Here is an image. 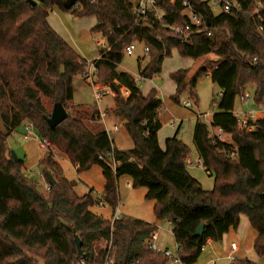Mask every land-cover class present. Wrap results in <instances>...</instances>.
Segmentation results:
<instances>
[{
  "label": "trees",
  "instance_id": "16d2710c",
  "mask_svg": "<svg viewBox=\"0 0 264 264\" xmlns=\"http://www.w3.org/2000/svg\"><path fill=\"white\" fill-rule=\"evenodd\" d=\"M36 1L33 5L28 0H0V264H103L110 240L116 247L114 264H169V257L147 244L158 230L157 222L164 220L172 226L181 262L195 264L202 247L221 242L238 228L241 216L256 231L253 247L264 258V119L255 123L254 130H247L234 114L243 88L255 87L256 105L264 101V34L254 19L244 13L216 14L203 0H163L167 22L186 19L183 2L187 1L206 23V30L185 43L158 20L138 22L131 0H78L69 8L65 0ZM255 1L264 4V0H236L244 12H250ZM54 8L75 17L96 18L92 31L106 39L109 49L99 48L101 58L93 60L98 69L95 83L109 85L117 94L114 112L124 122L131 148L117 149L102 126L83 121L86 109L74 105L73 79L83 75L87 61L51 26L48 18ZM132 42L149 48L146 64L139 60L143 79L159 74L173 49L195 59L217 56V62L199 66L190 78L189 69L170 74L176 84L171 96L175 102L185 91L196 95L194 89L203 75H209L221 90L211 126L221 128L230 140L212 138L201 119L194 127L195 148L214 177L212 189H204L188 172L191 149L182 139L174 135L165 140V149L160 147L163 102L158 92L151 89L144 95L136 79L119 70L125 48ZM254 55L260 58L256 63ZM122 87L130 91L127 98L121 95ZM45 100L52 109L60 102L68 112L55 127L46 120L52 110ZM98 116L94 111L90 119L96 121ZM27 123L60 156L78 165V172L101 167L105 202L113 211L119 204L121 177H128L134 188H145V198L154 201L156 222L124 215L112 223L95 213L93 190L80 195L76 181L63 174L50 150L38 162L49 185L47 192L41 191L37 178L25 173L24 160L15 161L8 147L12 132ZM202 223L203 235L197 236ZM73 230L82 240V255ZM231 264L257 263L236 258Z\"/></svg>",
  "mask_w": 264,
  "mask_h": 264
},
{
  "label": "rangeland",
  "instance_id": "374dc122",
  "mask_svg": "<svg viewBox=\"0 0 264 264\" xmlns=\"http://www.w3.org/2000/svg\"><path fill=\"white\" fill-rule=\"evenodd\" d=\"M59 11L60 12L56 14L54 12H51L49 16L51 23H54V25L63 33L62 36H64L65 39L66 37L69 40L72 39V37L76 38V41L81 45L82 48H84L87 56L90 57L89 60L96 59L99 56L100 48L97 42L102 41L104 43L103 37L100 34L94 33L92 31V28L94 27L93 25L97 24L96 18L93 16L75 17L71 13L63 12L61 10ZM213 11L217 14L220 12V8L215 7ZM61 13L65 16L63 18L64 24L57 17V15ZM144 46V43L136 42V49L134 53L131 55H124L123 61L119 66V70L130 73L136 79L139 87L141 88V91H143L144 93H149V91L153 88L158 91V96L163 102L161 120L164 123L161 128L160 137H162V139L165 141V139L173 135L179 127L178 137L182 139L183 142L186 143L191 149V153L186 163L187 170L191 175L197 178L204 189L210 190L214 186V177L212 175L209 176V173H207L203 165L195 166L191 164L192 162H196L199 158L198 152L193 142L194 127L197 121V114H202L205 116H203L201 120L209 126L211 133H217V130L211 126V122L213 113L218 110L217 103L220 99L221 90L216 84L212 82L209 75H203L201 78H199L194 89L196 95L190 93V91H185L180 95L179 102H175L171 99V96L175 94L176 84L171 79L170 74L180 69H189L188 78H190L199 66L206 64L208 65L209 61H212L211 63L217 62V56L214 54H209L202 58L195 59L191 57H183L179 54L177 49H173L172 54L166 57L164 62L162 63L161 72L159 74L155 75L152 79L139 80V60L141 61L142 66H144L148 60V55L144 52ZM79 78L80 76H76L75 79V87H77V91L81 93V98H78L77 101L95 102L96 100H94V87L88 83H80ZM97 85L100 87L104 86L102 84ZM247 91L251 95H253L255 87L250 85L249 88H247ZM100 101V107L105 110L109 105L112 104L114 98L111 95H107L103 100ZM184 101H191L192 106L183 104ZM45 104L49 110H52L51 104L46 100ZM247 104L249 105L246 106L244 104H241L239 97H236L235 110L237 112V116L240 117L239 112L245 110L248 107H252L255 109L256 105L252 100H249ZM173 119L175 120V126L171 125V120ZM101 125L103 128H113L111 122H108L106 126H104V123L101 122ZM118 127V131L111 133L112 139L114 138L122 141L124 140V138H127V140H130L125 128L121 127V125H118ZM13 134L14 136L11 137L10 135L8 139V147L11 151H14L18 155V157L24 160V164L26 165L25 173L30 176L36 177L40 186V190L43 192H47V183L45 182L44 178H41L38 174L41 173V168L39 167L37 162V159L41 155V153L47 151V149L40 146L41 139L36 135L35 131L28 133V131L26 130V125L21 126L18 131ZM224 137L225 140H230V137L228 135H225ZM127 140H125V142L123 143H126ZM50 151L53 152L56 160H61L62 163L66 165V177H68L69 179L77 178L76 180L79 183V188H77L78 191L81 188L83 190H87V188H89V190H93V195L97 199V201L102 199L101 194L103 193V190L101 191V188L103 187L104 178L102 169L99 165H96L91 169L82 172L83 174L88 172V175L77 177L76 170L70 162L68 163L62 160L63 157L60 156L53 148H51ZM88 176L90 180H86ZM42 180L45 182V185ZM127 181H129V179L123 178L122 182L126 183ZM130 187L133 189L132 182H130ZM143 190H145V188H143ZM146 200L147 199L145 198H140L137 200H128V198H122L121 200H119V207H122L124 205L129 209L130 207L146 208V206L144 205ZM92 209L95 213L103 210V212L107 216H110L113 213V208H111L107 204H105L104 206H99L96 203ZM137 213V211H134L132 215H137ZM242 217L244 218V220H246L245 216ZM156 235L157 240L155 242L158 247L162 249L166 247L171 250L175 249L176 241L172 233V226L169 225L167 221H160ZM234 240L240 244L244 243L242 247L246 251L245 257H247L251 261L256 262L257 264H264V260L257 256L255 250L253 249V246L249 244V240H247V237L245 239L238 237L234 238ZM227 253L228 251L220 248L219 253L212 255V258H210L212 260H209V262L204 261L203 257L195 264H231V260H229Z\"/></svg>",
  "mask_w": 264,
  "mask_h": 264
},
{
  "label": "built area",
  "instance_id": "2783aa9c",
  "mask_svg": "<svg viewBox=\"0 0 264 264\" xmlns=\"http://www.w3.org/2000/svg\"><path fill=\"white\" fill-rule=\"evenodd\" d=\"M162 1L163 0H131L132 3V13L136 17L137 21L140 23H146L149 21V19H155L161 22V24L165 27H167L171 32H173L175 35L179 36L183 42L190 43L191 37L194 33L202 32L207 29L206 23L203 21V19L196 13H194L190 5L187 1H184L185 9L183 10V14H185L187 17L182 23H178L175 21L167 22L165 20V17L167 15V11H165L162 7ZM171 3L175 2L176 0H169ZM209 3V5L214 9L215 7L220 8V12H224L227 14L230 13H244L248 16H250L252 19H254L256 23L257 30L264 34V4L260 1H255L252 9L250 12H244L240 5L236 2V0H203ZM210 35V32H208ZM104 43L102 41H98L97 44L100 46V49L108 50L109 46L106 42V39L103 37ZM136 49V42H132L130 45H128L125 48V54L131 55L134 53ZM144 52L148 55L149 48L147 46H144ZM101 58V54L99 53V57L97 59ZM259 56L254 55L252 57V62L256 63L259 61ZM216 66V65H215ZM97 66L95 64V61L88 62L87 63V69L83 73L82 77L84 80L92 85L94 87V97L96 100H100L102 96L106 93L105 87H100L95 83V78L97 75ZM138 79H143L141 75H138ZM247 88H243L239 91L238 97L241 102V104H247L249 100H253V95H251L247 90ZM183 104L187 106H192L191 101H184ZM203 116L202 114H197V118L201 119ZM100 120V117L98 118ZM240 126L242 128H245L247 130H254L256 128V122L260 119H264V101L261 105H259L258 109L249 110L240 112V117L238 116ZM92 122V121H91ZM103 122V121H102ZM104 123V122H103ZM171 125H175V120H171ZM217 130V133H211L212 138L218 137L220 140H225V135L221 128H215ZM26 130L28 133L34 132V127L31 123L26 124ZM119 130L118 125H114L112 129H109L105 127V131L110 135L112 132H116ZM40 146L43 148H46L47 150H50V144L46 140H40ZM100 159H103L102 156H100ZM195 166L203 165L202 160H199L197 162L191 163ZM41 178H44L41 173H38ZM46 189H49V185H46ZM102 199L98 200L96 203L99 206H104L107 204L105 202V194H101ZM122 216V211L118 206L114 209L112 216L110 217L112 223L116 219H120ZM104 218V217H103ZM105 219V218H104ZM169 223V222H168ZM170 224V223H169ZM157 235L156 233L152 234L151 237L147 240V244L151 247V249L155 252L162 253L170 258L169 264H183L178 256V250L179 246L177 245L175 251H171L168 249H161L156 244ZM206 246L202 247V250L205 249ZM116 247L112 240L106 242L105 245V256L103 264H114V251ZM238 249V246L236 242L231 243V252L228 254L229 260L234 261L236 258L234 256V251ZM83 260V259H82Z\"/></svg>",
  "mask_w": 264,
  "mask_h": 264
},
{
  "label": "crops",
  "instance_id": "0c3cea01",
  "mask_svg": "<svg viewBox=\"0 0 264 264\" xmlns=\"http://www.w3.org/2000/svg\"><path fill=\"white\" fill-rule=\"evenodd\" d=\"M52 12H54L55 14L56 13H58V12H60L59 11V9H57V8H54L53 10H52ZM51 14V13H50ZM50 16V15H49ZM57 17L59 18V20L64 24V22H63V18L65 17L64 16V14H58L57 15ZM48 20H49V22H50V24H51V26L62 36L63 35V33L54 25V23H51V21H50V19L48 18ZM93 26H95V25H93ZM62 33H60V32ZM64 39H65V37L64 36H62ZM67 42H68V44L82 57V58H84L87 62L88 61H90V62H92L91 60H96V59H91V60H89L90 59V57L89 56H87V54H86V52H85V50H84V48H82L81 47V45L76 41V38H74V37H72V39H67V37H66V39H65ZM100 53V52H99ZM94 58V57H93ZM165 60V59H164ZM164 62V61H163ZM173 73V72H172ZM75 79H76V77H74V79H73V103H74V105L76 106V108H79V109H86V115L83 117V121L85 122V123H89L90 125H92V126H96V125H101V122L103 121L104 122V126H106V124L108 123V122H111V124L114 126V125H121V127H123L124 126V122L116 115V113L114 112V106H115V97L117 96V94L114 92V91H112V89H111V87L109 86V85H104L103 87H105L106 88V93L102 96V98L100 99V100H103L104 99V97L105 96H107V95H111L113 98H114V101L112 102V104L111 105H109L105 110H103L101 107H100V100H96V99H94V100H96L95 102L93 101V102H88V101H77V99L78 98H81V93L80 92H78L77 90V87H75ZM80 80V83H85V84H87V82L84 80V78L82 77V76H80V78H79ZM79 86V85H78ZM247 88H249V86L247 87ZM153 89H155V88H153ZM156 90V89H155ZM247 90V89H246ZM120 91H121V95L124 97V98H127L129 95H130V91L127 89V88H125V87H122L121 89H120ZM157 91V90H156ZM158 92V91H157ZM142 93L144 94V95H146V92L144 93L143 91H142ZM253 101V100H252ZM254 102V101H253ZM255 104V103H254ZM246 106L247 105H249V104H245ZM256 105V104H255ZM257 106V107H256ZM255 106V109H258L259 108V105H256ZM163 109V108H162ZM249 110H254V108H252V107H248V108H246L245 110H242V111H240V112H244V111H249ZM94 111L95 112H99V116L97 117V118H99L100 117V120L99 119H97L96 121H93L92 119H90V118H92L91 117V115L94 113ZM161 112H162V110L160 111V113H159V119H160V121H161V124H162V126H163V121L161 120ZM239 112V113H240ZM234 114L237 116V112H236V110H235V108H234ZM98 115V114H97ZM238 117V116H237ZM90 119V120H89ZM92 121V122H91ZM123 123V124H122ZM102 126V125H101ZM162 126H161V128H162ZM175 126V125H174ZM161 128H160V130L158 131V140H159V144H160V147L162 148V149H165V141L162 139V137H160V132H161ZM104 129H105V127H104ZM109 129H112V128H109ZM24 130H25V128H24ZM17 132V131H16ZM24 132H26V131H24ZM13 133H15V132H12V134H11V137H13L14 136V134ZM178 134H179V127L177 128V130H176V132L173 134V135H171V136H169V137H172V136H174V135H177L178 136ZM169 137H167V138H169ZM110 138L112 139V134H110ZM130 138V137H129ZM166 138V139H167ZM165 139V140H166ZM113 140V142H114V145H115V147L117 148V149H128V148H131L132 146H133V143H132V140L130 139V140H127V138H124V140H117V139H112ZM125 140H127L126 141V143H123V142H125ZM193 142H194V139H193ZM47 151H45V152H43V153H41V155L38 157V159H37V162H39V160L41 159V157L46 153ZM62 160H64V161H66V162H68L69 163V160H67L66 158H62ZM199 160H201V158H200V156H199V158L197 159V161H199ZM59 161V163L61 164V166H62V168H63V171H64V175L66 176V174H65V170H66V165L65 164H63L62 163V161L61 160H58ZM196 161V162H197ZM193 163V162H192ZM72 164V163H71ZM73 165V164H72ZM73 167H74V169L76 170V175H77V177H80V176H84V175H88L87 173H80V172H78V165H73ZM25 170H26V165H25ZM207 173H209V172H207ZM193 176V175H192ZM209 176H211L210 175V173H209ZM194 177V176H193ZM68 178V177H67ZM104 178V177H103ZM123 178H126V179H129L128 177H126V176H123V177H121L120 179H119V186H118V190H119V200H121L122 198H128V200H137V199H144L145 198V190H143V188H134L133 187V189L130 187V182H131V180L129 179V181H127L126 183L125 182H122L123 181ZM196 178V177H195ZM69 179V178H68ZM77 179V178H76ZM76 179H70V180H75L76 181V190H77V188H79V183H78V181L76 180ZM197 179V178H196ZM86 180H90L89 179V176H88V178L86 179ZM43 181V180H42ZM44 182V181H43ZM104 184H105V179H104V181H103V187L101 188V191L104 189ZM44 185H45V182H44ZM91 190V189H90ZM89 190V188H87V190H83L82 188L78 191L77 190V192L80 194V195H83V194H85V193H87L88 191H90ZM207 190V189H206ZM146 199V198H145ZM144 205L146 206V208H133V207H130V209L129 208H127V207H125L124 205L122 206V207H120V209H121V211H122V213H123V215H127V216H132V217H136V218H140V219H143V220H146V221H149V222H156L155 221V219H154V217H153V215H152V209H153V206H154V201H152V200H146V202L144 203ZM100 208H104V207H100ZM93 210V209H92ZM134 211H137L138 213H137V215H132L133 214V212ZM97 214H99V215H101V216H103L104 218H107V219H109L112 215H110V216H107V215H105V213L103 212V210H101V211H98V213ZM246 217V216H245ZM159 224H160V222H157V225L159 226ZM169 224V223H168ZM170 225V224H169ZM249 227H251L250 226V224H249V221H248V219H247V217H246V220H244V218L241 216V220H240V225H239V227L237 228V229H231L227 234H225L224 235V237H223V239H222V241L221 242H209L207 245H206V247H205V249L202 251V254H201V256L199 257V259H198V261H200L203 257V259H204V261H208L209 262V260H212V259H210V258H212L211 256L212 255H215V254H218L219 253V249L221 248V249H223V250H226V251H228V253H227V255L231 252V243L232 242H236L235 240H234V238H238V237H241V238H243V239H245L246 237H247V240H249V244H251L252 246H253V243H254V240H255V238H256V236H257V233H256V231L251 227V228H249ZM250 229H253V230H250ZM254 231V232H253ZM245 232V233H244ZM244 234H245V236H244ZM216 243H218V244H216ZM236 244H237V246H238V249L237 250H235L234 251V256H235V258H247V257H245V255H246V251H245V249L242 247L243 246V244L244 243H238V242H236ZM176 247H177V244H175V249L174 250H171V249H169V248H164V249H168V250H171V251H175L176 250ZM160 248V247H159ZM162 249V248H161ZM253 249H254V247H253ZM256 253V252H255ZM248 259V258H247ZM262 260H264V258H262ZM197 261V262H198ZM254 262V261H253Z\"/></svg>",
  "mask_w": 264,
  "mask_h": 264
},
{
  "label": "water",
  "instance_id": "95a60500",
  "mask_svg": "<svg viewBox=\"0 0 264 264\" xmlns=\"http://www.w3.org/2000/svg\"><path fill=\"white\" fill-rule=\"evenodd\" d=\"M76 1L78 0H65L64 5L65 7L69 8L71 7ZM28 2H30L31 4L35 5L37 4L36 0H28ZM68 117V112L66 111V109L63 107V105L60 102H56L53 105V109L51 112L50 117H46V120L48 122V124L51 127H55L56 125H58L59 123H61L62 121H64L66 118ZM12 157L15 161L18 160V155L14 152L11 151ZM50 183L53 185L55 184V180L53 179L51 174H47ZM204 226L205 224L202 223L199 228L196 231V235L197 236H202L203 235V230H204ZM74 231V238H75V242L78 248V252L80 255L83 254V250H82V240L80 239V237L75 233Z\"/></svg>",
  "mask_w": 264,
  "mask_h": 264
}]
</instances>
